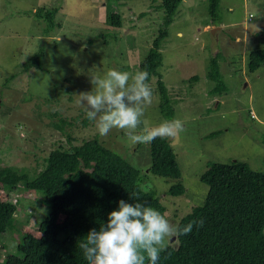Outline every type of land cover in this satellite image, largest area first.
Wrapping results in <instances>:
<instances>
[{
	"label": "rangeland",
	"instance_id": "rangeland-1",
	"mask_svg": "<svg viewBox=\"0 0 264 264\" xmlns=\"http://www.w3.org/2000/svg\"><path fill=\"white\" fill-rule=\"evenodd\" d=\"M161 2L0 0L1 167L18 173L41 168L47 153L66 144L50 125L64 119L71 123L65 125L66 133L79 141L97 137L140 170L146 176L142 186L155 192L173 226L202 205L208 188L199 177L209 164L239 160L264 172V64L255 72L247 69L249 53L264 48V0H218L216 22L209 0H183L168 27L158 72L173 117L161 115V96L153 79L152 102L136 132L144 134L164 121H182L185 130L166 140L180 169L183 196H168L171 182L148 172L146 143L133 144L117 129L101 137L94 122L83 125L86 115L76 96L91 91V79L104 78L110 69L135 73L161 28L162 12L157 9ZM40 6L59 9L56 21H61V29L47 37L44 22L33 15ZM106 13L120 14L122 26L107 25ZM143 13L147 15L140 16ZM41 47H45L41 69L17 78L20 65ZM215 56L222 90H215L216 83L208 77ZM3 192L0 185V197ZM39 207L22 201L17 214L22 230L35 236L37 217L47 214Z\"/></svg>",
	"mask_w": 264,
	"mask_h": 264
},
{
	"label": "trees",
	"instance_id": "trees-1",
	"mask_svg": "<svg viewBox=\"0 0 264 264\" xmlns=\"http://www.w3.org/2000/svg\"><path fill=\"white\" fill-rule=\"evenodd\" d=\"M181 2L162 0L157 7L162 12L161 28L152 36L151 46L136 70L148 71L149 84L156 79L161 96L160 113L167 120L173 117V111L158 71L162 42ZM217 8L218 0H209L214 22ZM58 14V8L45 6L33 13L35 19L44 22V36L61 29V21H56ZM104 20L107 25L120 28L123 18L117 13H106ZM44 54L45 47H41L26 59L17 78L31 70H40ZM217 59V56L211 58L208 77L216 83L215 90H222ZM262 64L264 48L249 53V72H255ZM58 120L50 125L66 138V144L59 143L47 153L41 168L18 173L15 168L0 166V185L4 190L0 197V264H88L78 241L90 229L98 230L106 223L108 214L117 210L118 201L134 203L137 201L130 197L136 195L140 198L138 202L162 214L165 212L155 192L142 186L146 176L140 170L122 155L104 147L97 137L80 141L72 137L64 130L71 123ZM86 121L83 120L84 126ZM146 144L150 157L148 172L171 182L168 196H183L180 169L167 140L157 138ZM199 180L208 188L202 205L193 208L175 227L180 229L201 219L204 225L199 229L194 227L190 234L177 236L161 253L159 264H264V172L251 170L243 161L230 160L209 164ZM35 193L37 198L32 196ZM22 201L31 206L37 204L42 212H47L44 218V214L37 217L39 236L22 230L17 215Z\"/></svg>",
	"mask_w": 264,
	"mask_h": 264
},
{
	"label": "clouds",
	"instance_id": "clouds-1",
	"mask_svg": "<svg viewBox=\"0 0 264 264\" xmlns=\"http://www.w3.org/2000/svg\"><path fill=\"white\" fill-rule=\"evenodd\" d=\"M148 80L147 70L132 73L110 69L104 78L91 79L93 89L77 95L76 104L84 110L86 119L94 122L101 137L117 129L124 131L133 144L176 138L185 130L180 120L164 121L144 134L136 132L146 106L152 102ZM130 199L137 202L118 201L117 210L108 214L107 222L98 230L90 229L78 241L88 264H159L168 242L204 225L201 219L178 229L160 211L138 202V196Z\"/></svg>",
	"mask_w": 264,
	"mask_h": 264
},
{
	"label": "water",
	"instance_id": "water-1",
	"mask_svg": "<svg viewBox=\"0 0 264 264\" xmlns=\"http://www.w3.org/2000/svg\"><path fill=\"white\" fill-rule=\"evenodd\" d=\"M173 240H174V239H173ZM173 240H172V241H173Z\"/></svg>",
	"mask_w": 264,
	"mask_h": 264
},
{
	"label": "built area",
	"instance_id": "built-area-1",
	"mask_svg": "<svg viewBox=\"0 0 264 264\" xmlns=\"http://www.w3.org/2000/svg\"><path fill=\"white\" fill-rule=\"evenodd\" d=\"M250 19V18H249Z\"/></svg>",
	"mask_w": 264,
	"mask_h": 264
}]
</instances>
